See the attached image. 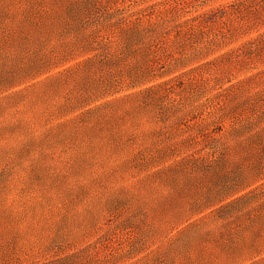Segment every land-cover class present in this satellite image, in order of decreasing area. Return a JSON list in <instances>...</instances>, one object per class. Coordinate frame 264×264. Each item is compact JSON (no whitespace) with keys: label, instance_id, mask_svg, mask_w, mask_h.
Here are the masks:
<instances>
[{"label":"rangeland","instance_id":"374dc122","mask_svg":"<svg viewBox=\"0 0 264 264\" xmlns=\"http://www.w3.org/2000/svg\"><path fill=\"white\" fill-rule=\"evenodd\" d=\"M0 264H264V0H0Z\"/></svg>","mask_w":264,"mask_h":264}]
</instances>
